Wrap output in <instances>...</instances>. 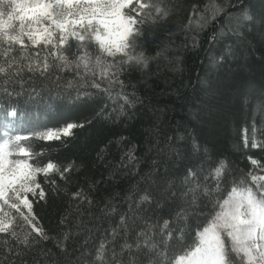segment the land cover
<instances>
[{
	"label": "trees",
	"instance_id": "obj_1",
	"mask_svg": "<svg viewBox=\"0 0 264 264\" xmlns=\"http://www.w3.org/2000/svg\"><path fill=\"white\" fill-rule=\"evenodd\" d=\"M4 4L0 20L11 11ZM215 4L220 11L213 18L210 0H163L170 15L144 25L137 49L148 66L122 73L123 88L103 78L96 88L95 78L66 71L60 80L37 77L9 87L19 94L0 92V133L28 137L20 147L42 153L41 165L75 164L63 179L37 178L45 198H29L33 224L48 238L31 233L36 242L25 249L27 264H98L101 242L109 264H173L199 246V234L233 187L255 190L251 177L264 174V0ZM89 51L97 54L95 45ZM68 124L83 127L53 140L33 135ZM52 179L55 185L47 182ZM5 210L16 217L19 236L31 232L14 209ZM125 243L132 247L123 249ZM15 245L0 234V264H19L8 252Z\"/></svg>",
	"mask_w": 264,
	"mask_h": 264
},
{
	"label": "snow or ice",
	"instance_id": "obj_2",
	"mask_svg": "<svg viewBox=\"0 0 264 264\" xmlns=\"http://www.w3.org/2000/svg\"><path fill=\"white\" fill-rule=\"evenodd\" d=\"M210 3L214 18L220 8L215 0H210ZM162 5L163 0H135V6L133 0H32L30 3L23 0L8 3L5 0L4 6L10 7L11 11L7 12L6 19L0 20V92L19 94L9 91V87L19 85L23 88L28 81H35L37 77L60 80L63 77L58 73L66 71L74 73L81 80L85 77L95 78L92 86L96 88H100L96 82L100 78L105 79L110 87L120 85L123 88L124 81L120 79L122 73L130 68L148 66V58L142 50L137 49L142 48L140 41L144 36V25L149 21L155 24L166 20L170 15V11ZM145 9H152L155 14L145 12ZM4 15V12H0V16ZM197 27L202 29L203 24L197 21ZM89 45H95V56L89 51ZM31 49L36 51L30 52ZM157 55H163V51ZM68 86H72L71 81ZM10 115L14 116L15 112ZM74 127L83 125L68 124L59 131L36 132L33 135L41 140L59 139L61 134L69 135ZM6 137L7 133H0V234H7L16 241V245L8 249L9 255L16 257L19 264H27L23 259L25 249H30L36 242L35 237L30 241L31 233L48 238L42 228L33 224V202L27 194L43 200L45 191L37 176L47 177L55 173L63 179L75 164L61 168L49 161L41 165L36 157L42 153L20 147L19 142L28 137ZM10 145L19 149L17 155L22 154L27 159L10 161L9 157L13 155L9 151ZM256 146L253 144V147ZM29 160H36V164L29 163ZM252 163L255 165L257 162ZM224 167L221 162L214 169L217 179L222 176ZM192 175L190 172L189 176ZM251 179L259 187L255 190L253 187H233L228 198L218 204L221 211L199 234V246L174 260L173 264H264V177L252 176ZM47 182L56 184L55 179ZM53 191L60 189L56 187ZM73 195L80 197L82 193ZM148 198L146 195L142 199ZM21 206L27 209V215ZM6 207L14 209L26 223L32 225L31 232L19 236L13 227L16 217L6 211ZM167 226L165 222L163 227L166 229ZM115 234L113 230V239ZM131 247L127 243L122 245L123 249ZM154 249L155 245L149 246L150 251ZM105 252L106 243L101 242L95 257L98 264H109ZM112 255L113 258L116 255L114 250ZM11 264H17V260ZM129 264L133 262L129 261Z\"/></svg>",
	"mask_w": 264,
	"mask_h": 264
},
{
	"label": "rangeland",
	"instance_id": "obj_3",
	"mask_svg": "<svg viewBox=\"0 0 264 264\" xmlns=\"http://www.w3.org/2000/svg\"><path fill=\"white\" fill-rule=\"evenodd\" d=\"M16 2H21V0H16ZM23 2L30 3V2H32V0H23ZM134 2H135V0H133V4H134ZM125 10H127V9H125ZM72 129H71V131H72ZM55 131H59V130H55ZM62 136H65V135L61 134L60 137H62ZM53 139H56V138H53ZM53 139H46V140H53ZM9 151L13 152L10 148H9ZM18 152L19 151L13 152V155H11L9 157V160L10 161H14V160H17V159L24 160L25 158H24V156L22 154L17 155ZM38 176H37V178H38ZM254 176H256V177H264V174H261V173L257 172ZM262 183H264V182H262ZM257 187H259V185L258 184H255V189ZM27 195H28V198H30V196H33L31 193H28ZM0 203H2V202H0ZM220 211H221V209H220Z\"/></svg>",
	"mask_w": 264,
	"mask_h": 264
}]
</instances>
